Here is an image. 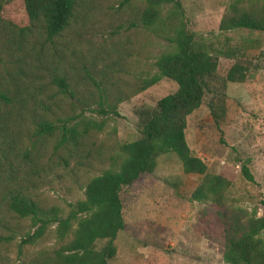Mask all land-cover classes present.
Returning a JSON list of instances; mask_svg holds the SVG:
<instances>
[{
    "label": "rangeland",
    "instance_id": "rangeland-1",
    "mask_svg": "<svg viewBox=\"0 0 264 264\" xmlns=\"http://www.w3.org/2000/svg\"><path fill=\"white\" fill-rule=\"evenodd\" d=\"M180 3L189 31L212 47H220L223 37L228 36L229 43L240 49L238 59L248 65L242 82L226 84L223 115L217 126L206 106L209 95L186 116V143L205 163L207 172L225 178L227 206L255 210L260 215L264 201V31L235 29L220 33L217 26L226 0ZM85 18V23L73 25L53 44L42 38L36 40L34 32L22 50L14 54L21 58L16 73L22 82L20 89H24L22 95L49 104L59 103V113L67 112L69 100L61 96L51 81L56 72H65L69 85L79 78L84 87L95 93V98L99 90L110 97L117 89L122 91L120 96L129 95L116 104L117 114L105 117L103 131L92 137L89 155L82 159L79 150L68 154L59 149L51 153L50 138L44 145H37L39 156L35 157L32 151L28 159H23L19 149L28 148L34 139L24 141V126L29 117L25 115L20 126L15 125L14 118L10 119L9 133L17 141L10 154L15 181L34 198L62 208L83 197L84 184L99 173L116 143L138 136L133 109L153 106L157 99L176 88L174 81L161 78L139 90L141 79L152 70L153 59L167 45L141 27L126 28L133 16L119 0H96ZM25 23L19 0L1 7L0 24L8 27ZM232 62L219 57L218 73L222 74ZM75 108L78 112L79 106ZM84 112L93 114L91 108ZM242 164L252 175V181L241 172ZM0 172L4 175L6 168L2 166ZM201 176L182 172L174 153L159 155L154 170L142 174L126 188L124 227L113 239L115 254L107 264H225L219 229L209 212L212 205L189 198ZM19 225L26 229L28 220L21 219ZM50 233L51 228L43 239L26 245L24 255L50 247ZM16 242L17 238L1 246L0 264H17Z\"/></svg>",
    "mask_w": 264,
    "mask_h": 264
},
{
    "label": "trees",
    "instance_id": "trees-1",
    "mask_svg": "<svg viewBox=\"0 0 264 264\" xmlns=\"http://www.w3.org/2000/svg\"><path fill=\"white\" fill-rule=\"evenodd\" d=\"M12 1L15 0H0V9ZM19 1L26 23L8 27L0 24V169L6 168L4 175L0 172V248L17 238V264H107L115 254L113 239L124 227L126 188L142 174L152 172L159 155L172 152L182 172L202 175L189 198L212 205L209 212L219 229L225 264H264V201L260 215L255 210L227 206L225 178L207 172L205 163L191 152L184 136L186 116L207 95L212 123L219 124L226 84L242 82L248 71L247 63L238 59L239 47L231 45L228 36L223 37L220 47H212L189 31L180 0H119L133 16L126 28L141 27L167 45L153 59L152 70L141 79L139 90L161 78L174 81L176 88L153 106L133 109L138 136L116 143L99 173L84 184L83 197L62 208L34 198L15 181L10 154L17 141L9 133L10 119L14 118L15 125L20 126L25 115L29 117L24 141L34 139L28 148L19 149L23 159H28L32 151L35 157L39 156L37 145H44L49 138L51 153L59 149L68 154L79 150L82 159L89 155L92 137L103 131L105 117L117 114L116 104L129 95L120 96L122 91L117 89L110 97L99 90L95 98V93L84 87L79 78L69 85L68 76L61 71L54 73L51 81L69 100L67 112L59 113V103L23 96L22 82L16 73L21 58L14 54L22 50L34 32L36 40L42 38L53 44L73 25L85 23L96 0ZM217 29L220 33L235 29L264 31V0H226ZM219 57L233 60L222 74L217 70ZM87 108H91L92 115L84 112ZM241 172L252 181L243 164ZM21 219L28 220L26 229L20 227ZM50 228L52 245L25 256V246L43 239ZM99 241L102 242L97 246Z\"/></svg>",
    "mask_w": 264,
    "mask_h": 264
}]
</instances>
